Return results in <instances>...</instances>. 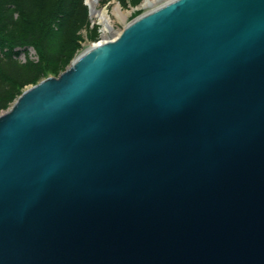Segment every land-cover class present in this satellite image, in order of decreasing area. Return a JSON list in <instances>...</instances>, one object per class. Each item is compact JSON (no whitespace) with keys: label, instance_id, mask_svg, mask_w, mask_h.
<instances>
[{"label":"water","instance_id":"95a60500","mask_svg":"<svg viewBox=\"0 0 264 264\" xmlns=\"http://www.w3.org/2000/svg\"><path fill=\"white\" fill-rule=\"evenodd\" d=\"M0 264H264V0H172L1 113Z\"/></svg>","mask_w":264,"mask_h":264},{"label":"trees","instance_id":"16d2710c","mask_svg":"<svg viewBox=\"0 0 264 264\" xmlns=\"http://www.w3.org/2000/svg\"><path fill=\"white\" fill-rule=\"evenodd\" d=\"M113 0H102L103 3ZM123 5L126 0H119ZM142 0H131L137 5ZM85 0H0V114L7 111L27 87L67 69L78 33L90 29ZM33 48L38 60L29 57ZM25 54L26 60L20 58Z\"/></svg>","mask_w":264,"mask_h":264},{"label":"rangeland","instance_id":"374dc122","mask_svg":"<svg viewBox=\"0 0 264 264\" xmlns=\"http://www.w3.org/2000/svg\"><path fill=\"white\" fill-rule=\"evenodd\" d=\"M171 0H162L159 3H156L153 6L147 7V5L145 4V0H142L139 4L134 5L131 0H126V4L123 5L119 0H113L111 2H107V3H103L102 0L99 1V4L97 6V11L98 12H102V11H106L107 13H109L110 15V22L111 27H112V31L113 33H109L107 35V40H114L115 38H117L114 34L116 33H122L125 29L126 26H128L130 23H132L135 19H137L138 17H140L143 14L149 13L151 11H153L154 9L170 2ZM87 1L85 0V5H86ZM88 4V3H87ZM88 7V17H89V24H90V29H93L94 27H97V33H98V37L97 40H92L89 34V31L84 28L83 30H81L78 35L81 38L79 40V49H76L74 55L72 56V59L70 60L69 65L67 66V69L71 67L72 62L75 60V58H77L83 51H85L86 49H88L89 47L98 44L99 42L106 40L103 33H102V25L100 24L99 18L97 19L96 16H93L91 13V8L89 5H86ZM115 7H119L123 17H117L114 13L113 10L115 9ZM29 51V57L32 60H38L37 54L35 52V50L33 48L28 49ZM21 60L23 62H25L26 57L25 54H22L20 56ZM66 69V70H67ZM65 70V71H66ZM65 71L57 74V75H50L49 78H57L59 77L62 73H64ZM34 86V85H33ZM31 87V86H30ZM29 88V87H27ZM26 88V89H27ZM25 89V90H26ZM24 90V91H25Z\"/></svg>","mask_w":264,"mask_h":264},{"label":"bare ground","instance_id":"6f19581e","mask_svg":"<svg viewBox=\"0 0 264 264\" xmlns=\"http://www.w3.org/2000/svg\"><path fill=\"white\" fill-rule=\"evenodd\" d=\"M86 1H87L88 5L91 8L92 15L96 16L97 19L99 18L100 24L102 25V33H103V35H104V37L106 39V40H103V41L99 42L96 45L98 46V45L105 44L106 42L113 41V40H107V35L109 33H113L112 27H111L112 23L109 21L110 20L109 13H107L106 11H102V12H98L97 11V6H98L100 0H86ZM160 1H162V0H145V4L147 5V7H150V6L155 5L156 3H159ZM113 13L117 17H123V14H122V12H121L119 7H115V9L113 10ZM114 35L116 37H118L120 35V33H116Z\"/></svg>","mask_w":264,"mask_h":264}]
</instances>
